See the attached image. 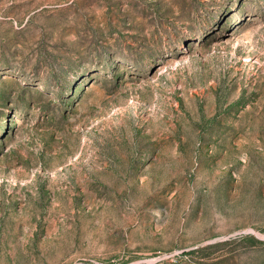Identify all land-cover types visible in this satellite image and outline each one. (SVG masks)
<instances>
[{
    "label": "rangeland",
    "instance_id": "obj_1",
    "mask_svg": "<svg viewBox=\"0 0 264 264\" xmlns=\"http://www.w3.org/2000/svg\"><path fill=\"white\" fill-rule=\"evenodd\" d=\"M0 264H264V0H0Z\"/></svg>",
    "mask_w": 264,
    "mask_h": 264
}]
</instances>
